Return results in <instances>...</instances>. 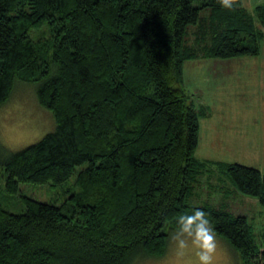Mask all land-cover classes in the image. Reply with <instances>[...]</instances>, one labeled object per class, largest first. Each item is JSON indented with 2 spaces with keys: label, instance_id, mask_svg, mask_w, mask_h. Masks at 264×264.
<instances>
[{
  "label": "trees",
  "instance_id": "trees-1",
  "mask_svg": "<svg viewBox=\"0 0 264 264\" xmlns=\"http://www.w3.org/2000/svg\"><path fill=\"white\" fill-rule=\"evenodd\" d=\"M43 26L48 36L33 39ZM263 43L264 0L252 13L217 0H0V106L20 78L39 84V101L56 119L39 142L7 156L0 149L6 194L24 182L61 183L87 163L64 205L26 195L21 213L0 205V264L160 258L168 229L196 207L243 264H264V226L259 245L247 216L187 203L206 109L184 77L186 61L258 55ZM217 163L264 206L259 168Z\"/></svg>",
  "mask_w": 264,
  "mask_h": 264
},
{
  "label": "rangeland",
  "instance_id": "rangeland-1",
  "mask_svg": "<svg viewBox=\"0 0 264 264\" xmlns=\"http://www.w3.org/2000/svg\"><path fill=\"white\" fill-rule=\"evenodd\" d=\"M203 1L206 0H196V4L200 5ZM260 1L262 0H237L236 9L252 13ZM203 11L204 8L201 11L202 17ZM211 13L207 14L208 20L212 19ZM201 21L204 22V17ZM47 31L43 26L39 30H32L30 35L33 39L47 37ZM228 61L229 65L224 63L225 66L219 65L216 69H211L219 71L218 78L207 76L210 67H188L187 61L184 63L185 88L196 92L197 105L206 109L205 114L199 112V146L193 153L194 172L187 203L189 206H200L208 202L211 207L227 208L232 215L247 216L253 237L261 245L264 206L257 197L241 193L229 174L225 175L219 172L220 169H216L220 165L217 162H237L257 167L264 174V45L258 55H243L228 58ZM189 77L194 78L195 86L193 84L189 87ZM207 78L211 81L206 80ZM14 85L9 101L0 106V149L4 156L39 142L44 135L56 129L52 111L39 101V84L19 78ZM209 86H214L215 89L210 91ZM220 86L228 88L222 93L223 96L220 92L217 93ZM251 124L255 125L250 127L251 130L243 128V125ZM196 159L198 163L207 164L204 173L197 174ZM207 162L212 164L213 170ZM86 166L87 163L76 166V171L61 183H20V191L14 195L6 194L3 176L0 181V205L12 213H21L25 210L21 201L23 195L57 206L64 205L72 193L79 191L76 179ZM0 173L5 175L2 166ZM217 238L219 243L213 264H243L239 252L218 235ZM133 261V264H194L195 257L191 252L184 256L178 255L175 246L169 242L164 256H137Z\"/></svg>",
  "mask_w": 264,
  "mask_h": 264
},
{
  "label": "clouds",
  "instance_id": "clouds-1",
  "mask_svg": "<svg viewBox=\"0 0 264 264\" xmlns=\"http://www.w3.org/2000/svg\"><path fill=\"white\" fill-rule=\"evenodd\" d=\"M217 3L229 10L238 6L237 0H217ZM168 236L178 255L191 252L195 257L194 264H213L219 241L208 214L202 208L196 207L191 214L178 216Z\"/></svg>",
  "mask_w": 264,
  "mask_h": 264
},
{
  "label": "crops",
  "instance_id": "crops-1",
  "mask_svg": "<svg viewBox=\"0 0 264 264\" xmlns=\"http://www.w3.org/2000/svg\"><path fill=\"white\" fill-rule=\"evenodd\" d=\"M263 45H264V43H263ZM263 45H262V47H263ZM225 61H227V62H225ZM229 62L230 61H228V60H224V59H221V58H217V59H215V58H206V59H195V60H189V61H187V66L189 67V66H198V67H203V68H206V67H210L209 69V71L207 72V76H210V77H214V78H218V76H220V73H219V71L217 70H211V69H216L217 68V66H225V64L224 63H227L228 65H229ZM188 64H190V65H188ZM185 71V70H184ZM205 79V78H204ZM206 80H209V81H211L209 78H207ZM195 80H194V78L193 79H191V77H189V87H190V85H193L194 84V86H195ZM207 83H209V82H207ZM207 83H205L206 85H207ZM199 89H201L202 87H200V86H197ZM225 88V89H224ZM192 89V88H191ZM215 89V87L214 86H209V90L210 91H213ZM222 89H224V90H222ZM228 90V88L226 87V86H220V87H218V91H217V93L218 92H220L221 93V95H222V93H224V92H226ZM189 92H191V93H193V98H194V102H196L197 103V100H198V96H197V93L196 92H192L191 90H188ZM223 96V95H222ZM242 121H240V125H242V123H241ZM252 125H254V124H251L250 126L249 125H247V126H245V125H243V128L247 131V129H249V130H251L250 129V127L252 126ZM255 126V125H254Z\"/></svg>",
  "mask_w": 264,
  "mask_h": 264
}]
</instances>
